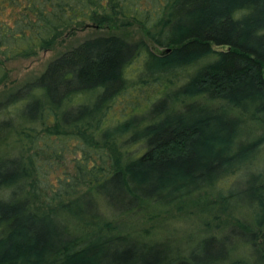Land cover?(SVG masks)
Returning <instances> with one entry per match:
<instances>
[{"label": "trees", "instance_id": "16d2710c", "mask_svg": "<svg viewBox=\"0 0 264 264\" xmlns=\"http://www.w3.org/2000/svg\"><path fill=\"white\" fill-rule=\"evenodd\" d=\"M86 29L103 34L0 100V264H221L231 238L225 264H264V0H0V88ZM129 90L156 95L114 117ZM68 142L54 187L42 169ZM226 211L188 252L151 238Z\"/></svg>", "mask_w": 264, "mask_h": 264}, {"label": "rangeland", "instance_id": "374dc122", "mask_svg": "<svg viewBox=\"0 0 264 264\" xmlns=\"http://www.w3.org/2000/svg\"><path fill=\"white\" fill-rule=\"evenodd\" d=\"M135 30L129 29L128 31H130L129 35L131 39H135L136 41L140 39L141 36L139 35V31ZM100 34L103 33L98 32L94 29L77 31L75 35L71 37H64L61 41L57 42L53 46V48L48 51L38 53L36 57L24 60H16L7 63L6 69L9 71V81L4 88H0V100L7 96L9 93L15 91L17 88L23 86L24 84L34 81L40 74L43 73L48 63L57 58L61 53L73 48L74 46L78 45L80 42L84 41L87 38L95 37ZM135 91L129 90V92L125 96H123L116 102L117 104L112 112V115H114V117H118L121 113H126L130 109V106L133 107L138 103L142 104L140 107L143 108V104L145 103L147 96L149 98V96L154 97L156 95L154 93V90L136 92ZM134 97L135 99L133 100ZM67 144L68 145L66 147L63 146L65 147L64 150H61V160L56 161L54 159H49L42 169L43 173L44 171L47 172V176L45 178L54 187L57 183L56 180L58 176L62 177L66 173L69 174L73 172V166L71 161L73 158L77 159L79 157L78 152H74L75 146H77V144L70 143L69 145V142ZM262 158H264V155L261 156L259 159ZM260 167L261 165L257 161V164L254 166V169H259ZM239 175V182L237 184L238 187L241 186V184L244 182L245 176L247 175V171H243ZM232 180L233 177L225 179L221 183V186L224 188L229 184L232 185ZM223 188L218 186V189L220 191H222ZM224 193L225 195H228L229 193L232 194V186L229 189H226ZM228 202H230L229 205L231 207L232 196L228 199ZM230 214H232V212L230 211H226L223 213L221 212L219 219H215L214 217H212L213 215H210L207 218L208 215L204 214L201 218L202 220H199L196 217H186L184 215H177L174 217L171 216L172 218L164 220V222H166L164 224L163 221L159 224L157 222L153 224L154 235H151V238L157 239L167 236L168 240H165L163 242L169 244L172 251L182 249L188 252L191 248H194L197 242L201 239L199 235H206L209 233L205 231L206 227L203 225V223H206L207 221H210L208 229H210V227H212L216 223L221 222V226L219 228L212 229L210 233H214L215 236L218 237L226 234V229L228 227L226 225L224 226L223 224L227 221V218L230 217ZM230 248H232V238L230 241H227L225 239L219 241L212 248L214 258H217L219 261H221V264H225V262L229 263L231 261V254H229V256L227 255L230 251ZM200 255H205V251H202Z\"/></svg>", "mask_w": 264, "mask_h": 264}]
</instances>
